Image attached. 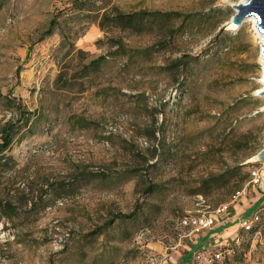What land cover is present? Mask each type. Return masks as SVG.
Returning <instances> with one entry per match:
<instances>
[{"label": "rangeland", "instance_id": "obj_1", "mask_svg": "<svg viewBox=\"0 0 264 264\" xmlns=\"http://www.w3.org/2000/svg\"><path fill=\"white\" fill-rule=\"evenodd\" d=\"M83 1L1 0L0 125L27 124L0 170V264H178L186 216L246 186L264 193V176L248 184L264 172L259 36L249 22L228 29L226 0H89L153 15L112 34L140 54L60 89V72L66 82L110 50ZM259 228L238 233L228 264H264Z\"/></svg>", "mask_w": 264, "mask_h": 264}, {"label": "trees", "instance_id": "obj_2", "mask_svg": "<svg viewBox=\"0 0 264 264\" xmlns=\"http://www.w3.org/2000/svg\"><path fill=\"white\" fill-rule=\"evenodd\" d=\"M89 0H85L82 4H77L76 9L81 12H87L89 17L92 18L99 28L105 33L108 38L109 43V52L106 55L99 56L97 58L91 59L88 64L81 67L79 73L71 75L70 80L64 81L65 74L60 72L57 78V85L60 83V89L67 88L69 83L73 80H79L87 78L90 76V73L98 71L102 62H104L108 57H115L118 55L128 56L132 58L134 54L141 51H132L127 50L122 39L114 38L115 31H120V33H140L139 23L143 21L146 17H149L153 14L147 12H133V13H123L119 8L113 7L111 9L103 8H94V4H89V9L85 10V7L88 5ZM91 3V2H90ZM0 8H2L0 0ZM93 13V14H92ZM57 18H53L50 21L49 28L44 34V37L51 36L54 33V28L57 26ZM113 34V35H112ZM111 35V36H110ZM103 40H99L98 43H102ZM71 47V46H70ZM71 50L66 52V55H69ZM83 55H88L85 52L81 51ZM64 81V82H63ZM24 115L18 119V121H7L4 124L0 125V170L9 169L12 167L10 163L13 161L10 156L7 155V151L10 149L14 138L19 134L22 124H27L23 120ZM22 122V123H21ZM4 162L3 165L1 163ZM231 172H227L225 175L213 177L201 182V188L207 187L211 189L219 180L229 179ZM155 184L150 185L147 188V194L153 193L155 191ZM194 253V252H193ZM188 254V253H187ZM188 257V255H186ZM189 258V257H188ZM187 258V261L189 259ZM192 258V257H191ZM185 260V262H187ZM184 263V262H183ZM182 263V264H183Z\"/></svg>", "mask_w": 264, "mask_h": 264}, {"label": "built area", "instance_id": "obj_3", "mask_svg": "<svg viewBox=\"0 0 264 264\" xmlns=\"http://www.w3.org/2000/svg\"><path fill=\"white\" fill-rule=\"evenodd\" d=\"M264 172L260 174L258 170H253L252 178L248 184L261 185ZM247 193V186L243 189L237 190L230 197V199L215 207L212 213L208 211H200L199 214L186 216L181 224L187 228V234L181 236L180 243L173 248V250L180 249L181 246H185L189 241V238H198L203 233L212 230L220 221V219L226 215L232 206L239 203ZM201 199L202 196H201ZM264 223V206H260L253 214L251 218H247L241 221V231L248 233L250 231L258 229L259 226ZM184 240V242H182ZM242 243V236L237 235L228 245H222L219 247H213L209 249L195 250L192 258L186 264H228L231 258L235 255L237 249ZM187 249V248H186ZM167 262V261H166ZM163 264V263H161ZM166 264V263H164Z\"/></svg>", "mask_w": 264, "mask_h": 264}, {"label": "crops", "instance_id": "obj_4", "mask_svg": "<svg viewBox=\"0 0 264 264\" xmlns=\"http://www.w3.org/2000/svg\"><path fill=\"white\" fill-rule=\"evenodd\" d=\"M262 203H264V193L256 188L254 190H248L247 187V193L243 199L232 206L230 211L220 219L212 230L203 233L200 237L195 238L191 242H187L186 246H189V248H187L189 252L188 254L181 255L182 258L178 264H182L183 262V264L188 263L195 250L222 246V238H231L237 235L241 231V221L251 218ZM186 255H188L189 258ZM187 258L189 261H187ZM185 260L187 262H185Z\"/></svg>", "mask_w": 264, "mask_h": 264}, {"label": "water", "instance_id": "obj_5", "mask_svg": "<svg viewBox=\"0 0 264 264\" xmlns=\"http://www.w3.org/2000/svg\"><path fill=\"white\" fill-rule=\"evenodd\" d=\"M234 9L236 13L231 22L235 27L241 26L250 16H255L258 19L257 27L260 32L264 33V0H246L244 3L234 6ZM261 54L264 57V38L262 41ZM261 95H264V90ZM257 157L259 160L264 161V150L259 152Z\"/></svg>", "mask_w": 264, "mask_h": 264}, {"label": "bare ground", "instance_id": "obj_6", "mask_svg": "<svg viewBox=\"0 0 264 264\" xmlns=\"http://www.w3.org/2000/svg\"><path fill=\"white\" fill-rule=\"evenodd\" d=\"M226 1L232 2L233 6H237L238 4L244 3L246 0H226ZM246 22H249V23L252 24V28L255 31V33L259 36V40H260L259 41L260 42V56L259 57H260L261 65H262V68H261V72H262L261 83H262V86H261V88L259 90H257L256 95L264 98V95H261L263 90H264V79H263L264 57L261 54L262 41H263V38H264V33L260 32L259 28L257 27L258 19L255 16H250L249 18H247L244 21V23H246ZM238 28H240V27L239 26L235 27L231 21L228 23V29L237 30Z\"/></svg>", "mask_w": 264, "mask_h": 264}]
</instances>
